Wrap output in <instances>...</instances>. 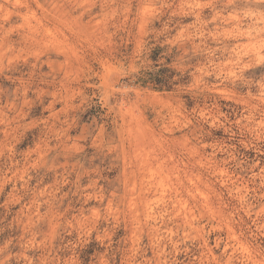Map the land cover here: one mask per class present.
I'll list each match as a JSON object with an SVG mask.
<instances>
[{"label": "rangeland", "instance_id": "obj_1", "mask_svg": "<svg viewBox=\"0 0 264 264\" xmlns=\"http://www.w3.org/2000/svg\"><path fill=\"white\" fill-rule=\"evenodd\" d=\"M0 264H264V0H0Z\"/></svg>", "mask_w": 264, "mask_h": 264}]
</instances>
